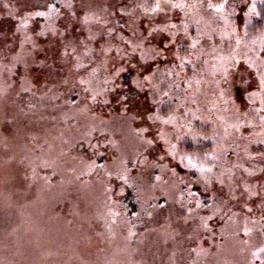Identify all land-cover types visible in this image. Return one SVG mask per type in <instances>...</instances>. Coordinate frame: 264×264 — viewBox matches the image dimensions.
Masks as SVG:
<instances>
[{"label":"rangeland","instance_id":"1","mask_svg":"<svg viewBox=\"0 0 264 264\" xmlns=\"http://www.w3.org/2000/svg\"><path fill=\"white\" fill-rule=\"evenodd\" d=\"M11 2L0 8V16L6 12L10 32L17 25L16 7L28 17V22H20L18 28L19 37L28 42L27 60L40 45L45 53L41 59L48 55L56 58L57 47L47 49L48 40L31 36V32L39 31L43 36V32L55 29L47 21L33 24V28L32 16L27 15L32 10L31 0ZM258 3L135 0L132 6L151 13L152 18L140 21L142 34L110 51L113 48L114 57L124 60V73L133 64L125 83L139 95L120 102L123 87L114 84L117 76L109 71L108 84L114 86L102 100L92 97L102 101L93 106L98 119L81 116L64 127L66 120L60 111L50 114V110L42 121L45 125L38 119L28 122L24 132L29 135L23 132L13 151L6 154L3 151L7 149H0V264H179L180 257L186 264H264V25L257 22ZM172 18L176 24L173 20L169 23ZM104 52L93 51L98 55ZM32 68L28 77L42 85L50 74ZM138 71L142 73L136 76ZM68 72L73 74L65 86L80 85L75 71ZM51 75V82L65 76L57 71ZM1 94L6 101L4 92ZM36 110L42 109L39 106ZM114 120L123 121L124 129ZM178 120L186 127V136L176 124ZM46 123L52 129H44ZM136 126H144L143 139L136 136ZM112 131L115 151L106 143ZM65 133L72 141L82 139L65 150L57 143ZM31 134L38 147L43 143L52 146L47 154L38 156L41 167L55 164L65 178L70 177L65 170H72L77 178L71 181L76 183L75 195L66 196L69 190L63 194L58 188L41 189L31 180L18 177L22 168L17 161L30 150L23 145ZM88 139L92 142L87 149L75 148L84 146ZM9 140L6 147L10 149L13 136ZM137 141L145 148L136 160L139 167L160 162L179 169L172 176L167 169L155 173L142 169L143 173L134 177L146 201L155 206L142 226L145 234L129 247L122 223L110 220L113 212L101 210L111 196H98L96 203L101 204L95 206L85 196L80 178L85 174L92 181L110 180V184L125 186L120 176H100L95 163L103 156L101 166L113 173L120 164L113 163L112 156L117 151L126 156L135 154ZM182 186H187L186 192ZM193 186L206 199L201 211L192 207L196 198L190 191ZM154 187H159L156 194ZM8 188L17 197L13 198ZM20 191H28L23 195L27 197L20 196ZM162 193L164 201L158 207L156 199ZM81 198L84 201L74 203Z\"/></svg>","mask_w":264,"mask_h":264},{"label":"trees","instance_id":"2","mask_svg":"<svg viewBox=\"0 0 264 264\" xmlns=\"http://www.w3.org/2000/svg\"><path fill=\"white\" fill-rule=\"evenodd\" d=\"M210 1L216 5L223 0ZM258 1L260 16L257 22L260 26H263L264 0ZM31 3L30 8H32V10L30 13H27V15L30 14L32 16L31 24L33 28L35 29L33 24H42L47 21V24L52 26L53 30L55 29L54 32H43V36L39 31L34 33L31 32L32 38L37 40H48V43L45 44L46 48L55 49V47H57L59 55L56 56V58H50L51 55H48L45 60L41 59L40 57L43 56L44 50L41 47L42 45H40L38 48L39 53L35 52L30 54V61H28L26 58L29 52L26 47L28 42L25 43L24 38L19 37L21 32L18 30L19 23L22 21L28 22V17L21 14L20 9L16 7L14 14L17 25H15L14 30L10 32V20L6 12L3 16H0V23L2 24L3 22L2 27L0 24V149H7L3 151L6 152V154L7 152L13 151L16 139L18 140L20 138L26 126L27 128L29 127L30 123L28 124V122L38 119L45 125L42 121L46 120L44 116L46 117V113L50 110V114L53 111H60V114H62L66 120L62 122L63 126L69 127L70 121L72 122L73 118L76 119L84 116L87 119L92 117L98 119L97 116H94L97 113L93 106L102 103L101 100L104 98L106 92L110 91L114 84L123 87V89L119 91L120 102L130 100L132 96H138V90L131 87L128 88V85L125 83L132 74L133 64H130L128 66L129 68H127L128 72L124 73L122 70V68L126 66L124 60H122L120 56H117L118 59L115 58L112 51L113 48L123 47L124 42L134 39L139 33L142 34V22L140 21L145 18H152L151 13L147 14V12L139 11L138 9L140 8L135 9L134 6H132L135 0H31ZM11 4H13L11 0H0V8ZM170 22H172V24L177 23L174 18L170 19L169 23ZM75 27H77L78 30H73ZM173 27L175 29V26ZM176 27L179 28L182 26L177 25ZM5 41L6 46L4 48ZM111 47H113L112 51H110ZM94 50H105V52L98 55L93 53ZM36 55L39 57L37 58ZM60 63L62 66H60ZM32 67L41 69L42 72H45L47 75L50 74L42 85L36 84L35 80L33 81L29 78L28 72L33 69ZM70 69L75 71L74 76L76 74V79L79 80L80 85L73 84L69 88L68 85L65 86V83L73 74L68 72ZM104 69H107L105 74L103 73ZM56 71L61 72L62 75L65 74V76L62 78L59 77L55 82H51L54 77L50 80L49 77L53 76L51 73L54 74ZM109 71L111 74L117 76L114 84H108V81H110L109 78H111ZM140 73L142 72H134L136 76ZM2 87H4L3 90H1ZM3 92L6 101H2L3 97L1 93ZM171 92L172 91L169 90V95H171ZM82 97H87L88 101L81 102L80 100ZM92 97H98L101 100H93ZM39 106L42 110H39ZM36 107L39 110L38 112ZM23 122H25V124H23ZM114 123H117L119 129H124L121 127L123 121L118 122V120H114ZM48 124L46 123L47 127L44 129H52V126L49 127ZM176 124H179L182 128V133L186 132V127L181 120H178ZM141 127L144 126H136V128H139L138 135H136L139 138H142L140 137L142 134ZM111 135V138L107 140L110 143H106L109 144L110 147H113L114 150L116 146H114L113 143H116L114 139L116 137L113 136V131ZM12 136V146L9 149L6 146L10 143L9 138ZM34 136L35 135H32L29 139V144V136L26 137L27 140L24 141L25 145H23V147L26 149L30 147V150L27 149L25 158L22 159V157L19 156L20 160L17 161V164L19 163L18 165L21 166L22 172L18 177L31 180L33 184H38L36 186L41 189L43 187L52 190L58 188L63 191V194H66L69 190L68 193L71 194L67 193L66 196L72 197V195H75L77 187L76 183L74 184V182L71 181L77 179L76 176L72 174L71 169L65 170L70 177H62L64 174L60 176V172H58L57 165L55 164L52 165V167H48L47 165L41 167L42 165L38 164V156L41 157L45 152L47 154L52 146L48 145V143H43L38 147V145L34 143ZM64 136L63 138L61 136L57 143H61L65 150L73 148L74 143L82 139L79 137V139L72 141L71 137L67 139L66 133ZM94 136L96 135H93L92 140ZM87 141H89V139ZM90 141L84 146H77L75 148L87 149ZM134 146H137L136 151L138 153H130L126 156L122 151H117V156H112V162L117 163V165L118 163L120 164V169L114 170L113 168V173H110L109 169L105 166H101L100 163L103 156H100L95 163V167L100 171V176L104 177L106 174L115 177L120 176V179H123V182L126 183L125 186L122 185L118 187V185L113 182L110 184V180H105V182L100 179L92 181L90 177L85 174H81L82 176L80 178V182L84 181L85 188L83 187V190L87 191L85 196H88L89 202L92 200L95 206L101 204L100 202L96 203L98 196L103 198H109L111 196V201L109 202L106 200L107 204L103 206L101 210L103 213L105 211L113 212L110 220L114 219L116 222L122 223L125 229V239L129 247L134 246L135 242L139 241V235L145 234V230H143V227H145L144 222L148 213L152 210L153 206H155L154 202L146 201V195L142 191L140 184H138L139 180H136L134 177L138 173L141 174L142 169L145 171L152 170L154 173L156 171L159 172L161 169H167L171 176L174 175V170L179 169L177 166L170 168L167 163L160 162L150 163L145 167H139L136 164V160L140 158L145 151L144 143H142V141H140V143L137 141ZM1 152L2 151H0V153ZM123 173L126 174L127 179L124 177L125 175L123 176ZM182 188L184 192L188 189L187 186H182ZM8 189L10 190L7 191L13 198L17 197L16 192L12 188ZM158 189L159 187H154L152 192L156 194ZM190 191L193 196H196L195 200L192 201L193 209L201 211V207L204 206V201L206 200L204 195H202L199 188L195 186H193ZM27 192L20 191V196L23 198L27 197L23 196ZM118 193H121V195ZM189 194V192L186 194V199ZM24 200L25 199H23L22 202H24ZM82 200L84 201L82 198L73 201L76 203L82 202ZM156 200L158 201L157 206L161 207L164 201L163 193L162 197ZM105 215L107 214L105 213ZM1 236H3V234ZM179 264H186V260L180 257Z\"/></svg>","mask_w":264,"mask_h":264}]
</instances>
